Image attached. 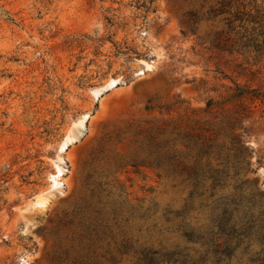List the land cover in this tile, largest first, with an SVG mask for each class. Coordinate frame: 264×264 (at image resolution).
<instances>
[{"label":"rangeland","instance_id":"obj_1","mask_svg":"<svg viewBox=\"0 0 264 264\" xmlns=\"http://www.w3.org/2000/svg\"><path fill=\"white\" fill-rule=\"evenodd\" d=\"M218 1L0 0V264H110L125 241L178 244L200 261L176 215L206 229L213 200H189L185 174L144 164L150 139L191 165L185 136L222 129L253 153L245 179L264 190V104L234 97L237 85L264 92V55L218 45ZM243 1L264 17V0Z\"/></svg>","mask_w":264,"mask_h":264},{"label":"trees","instance_id":"obj_2","mask_svg":"<svg viewBox=\"0 0 264 264\" xmlns=\"http://www.w3.org/2000/svg\"><path fill=\"white\" fill-rule=\"evenodd\" d=\"M153 0H150V3ZM243 0H219L217 7L209 10L211 17L223 16L227 30L224 39V32L216 34L215 40L218 45L222 44L229 51L249 52L252 50L256 57L264 55V17L256 9L246 11ZM258 24L260 33L252 29L248 33V24ZM238 24V25H236ZM238 27L243 31L236 30ZM235 32L237 37L227 36V33ZM258 36H262L260 42ZM121 52V47L118 48ZM250 95L253 100H259L264 104V92L258 90H247L236 86L235 98H242ZM208 103V110L211 109ZM217 116H215L216 118ZM227 122L230 129H233L238 119L223 113L220 120ZM220 131L207 129L205 133L185 136V143L190 148L186 158L192 160V164H186L178 151H172V155L159 154L155 151L154 140L148 142V153L153 159H148L144 164L152 166L157 161V167L166 165L173 171L185 174L192 190L189 200L194 196L201 197L208 191V198L213 200L211 208V225L206 229H188L189 223L185 219V214H177L180 217L176 230L187 243L197 244L201 248L195 250L200 254L201 260L194 259L186 247L175 244L166 246L159 242L158 247L131 243L125 241L121 249L108 251V262L110 264H120L123 256H131L135 264H199L205 258L212 257L215 264H225L236 256H248V264H264V190L256 186V182H249L245 179L248 173H255L251 169V159L253 153L245 143L237 138H233L230 144L220 140ZM262 156H258L257 163L262 164ZM232 182L230 193L217 194L218 189H224ZM210 182L208 189L205 184ZM207 190V191H206ZM166 221H173L168 215ZM256 248V249H255ZM118 254L120 257H117ZM205 261V260H204Z\"/></svg>","mask_w":264,"mask_h":264},{"label":"bare ground","instance_id":"obj_3","mask_svg":"<svg viewBox=\"0 0 264 264\" xmlns=\"http://www.w3.org/2000/svg\"><path fill=\"white\" fill-rule=\"evenodd\" d=\"M116 87V81H112L109 85H108V88H115ZM95 95H98V92L97 91H94ZM66 148L65 145H63L61 147V150L64 151Z\"/></svg>","mask_w":264,"mask_h":264}]
</instances>
